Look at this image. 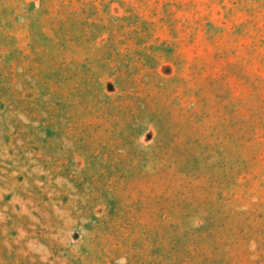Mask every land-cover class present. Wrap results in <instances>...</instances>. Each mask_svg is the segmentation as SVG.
I'll return each mask as SVG.
<instances>
[{
    "label": "rangeland",
    "instance_id": "1",
    "mask_svg": "<svg viewBox=\"0 0 264 264\" xmlns=\"http://www.w3.org/2000/svg\"><path fill=\"white\" fill-rule=\"evenodd\" d=\"M0 264H264V0H0Z\"/></svg>",
    "mask_w": 264,
    "mask_h": 264
}]
</instances>
